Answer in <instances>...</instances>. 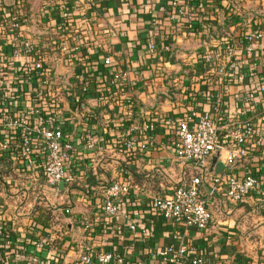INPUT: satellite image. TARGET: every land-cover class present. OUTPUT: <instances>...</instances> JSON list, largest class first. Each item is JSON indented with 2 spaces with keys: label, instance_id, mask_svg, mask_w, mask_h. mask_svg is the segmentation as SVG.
I'll use <instances>...</instances> for the list:
<instances>
[{
  "label": "built area",
  "instance_id": "built-area-1",
  "mask_svg": "<svg viewBox=\"0 0 264 264\" xmlns=\"http://www.w3.org/2000/svg\"><path fill=\"white\" fill-rule=\"evenodd\" d=\"M78 1L43 0L35 11L32 0H25L7 6L9 13L0 5V154L13 152L12 160L30 174L21 203L29 200L33 212L36 200L49 215L47 231L11 237L0 206V264H230L226 256L211 261L191 234L213 223L210 204L217 193L236 202L256 194L264 208V165L238 167L251 147L264 150V81L253 58L264 27L246 24L242 34L222 27L219 39L217 27L214 43L198 60L208 83L206 106L195 104L177 116L142 112L130 88L146 67L131 75L133 68L119 66L122 61L112 54L94 60V34L102 31L85 20L79 25ZM215 2L171 0V11L193 28L196 15ZM35 17L41 22L30 23ZM155 37L152 33L146 42L152 59L171 50L169 42L158 44ZM238 48L245 57L238 56ZM248 58L247 72L242 66ZM246 74L251 83L231 112L230 86L225 82L218 89V75L224 81ZM136 111L144 115L139 121ZM162 123L170 129L167 143L175 160L190 163V174L183 172L169 192L142 191L133 165L158 145ZM107 150L123 155L111 173L102 158ZM219 160L222 171H216ZM77 192L95 200L96 216H82L84 235L69 256L70 245L61 243L63 233L53 220L72 214Z\"/></svg>",
  "mask_w": 264,
  "mask_h": 264
},
{
  "label": "crops",
  "instance_id": "crops-1",
  "mask_svg": "<svg viewBox=\"0 0 264 264\" xmlns=\"http://www.w3.org/2000/svg\"><path fill=\"white\" fill-rule=\"evenodd\" d=\"M22 1L25 0H0V5L9 13L7 6ZM42 1L32 0V10L41 11ZM53 4L57 5L56 2ZM171 10V0H99L93 5L88 0L78 1L75 19L79 25H84L85 20L96 32L102 31V35L97 37L94 34L97 39L94 60L101 61L105 54H112L116 62L122 61L119 66L128 64L133 68L131 75L146 67L145 76L139 77L134 87L130 88L140 105L137 111L148 110L177 116L195 104L206 106L208 83L198 60L204 47L214 43L217 27L218 39L222 27L234 34H242L247 28L246 24L251 28L264 27V0H216L203 15H196L193 28L186 27L184 19L173 15ZM34 21L41 22L35 17L30 23ZM152 33L156 35L158 44L166 41L171 44L170 51L163 52L155 59L149 57L146 50V42ZM256 44L253 58L259 62L258 76L264 81V40H258ZM237 52L238 56L245 57L242 49L238 48ZM251 60L248 58L243 64L244 71L248 72L252 67ZM251 79L246 74L243 77H226L221 81L218 75V89L225 82L230 86L227 104L231 112L240 106L239 99ZM137 111L136 119L139 121L144 115H138ZM157 131L158 145L148 150L142 158L135 159L133 168L137 172L133 171V178L137 185L143 187L142 191L165 193L172 190L173 183L179 180L183 172L190 174L191 164L175 160L167 143L171 137L168 127L162 123ZM13 156L11 151L0 154V206L4 209L2 216L8 233L14 237L47 231L49 215L41 208V204L35 200L32 212L27 209L31 205L29 200L25 204L20 201L23 183L30 182V174L22 169L21 164L12 160ZM102 158L108 162L106 166L110 165L108 172L111 173L123 155L107 150ZM261 165H264V150L254 147L238 162L240 170H260ZM18 184L20 186L16 187ZM219 195L213 196L210 204L214 211L213 223L208 229L192 233L191 236L205 248L211 261L216 262L226 256L230 264H264V208L258 206V195L254 194L240 202L225 197L222 192ZM84 198L77 192L72 214H60L53 220L58 231L63 233L61 243L70 245L69 256L75 254L78 239L84 235L82 216H96L95 200ZM30 199L33 202V197ZM142 206L145 207V204ZM161 220L160 225H164V218ZM166 240H169L168 236H165Z\"/></svg>",
  "mask_w": 264,
  "mask_h": 264
},
{
  "label": "water",
  "instance_id": "water-1",
  "mask_svg": "<svg viewBox=\"0 0 264 264\" xmlns=\"http://www.w3.org/2000/svg\"><path fill=\"white\" fill-rule=\"evenodd\" d=\"M224 167V162L222 160H219L217 165H216V171H222ZM61 188L64 186V182L62 181L60 183Z\"/></svg>",
  "mask_w": 264,
  "mask_h": 264
},
{
  "label": "rangeland",
  "instance_id": "rangeland-1",
  "mask_svg": "<svg viewBox=\"0 0 264 264\" xmlns=\"http://www.w3.org/2000/svg\"><path fill=\"white\" fill-rule=\"evenodd\" d=\"M168 179H171L169 176L167 177Z\"/></svg>",
  "mask_w": 264,
  "mask_h": 264
},
{
  "label": "trees",
  "instance_id": "trees-1",
  "mask_svg": "<svg viewBox=\"0 0 264 264\" xmlns=\"http://www.w3.org/2000/svg\"><path fill=\"white\" fill-rule=\"evenodd\" d=\"M135 172H137V171H135Z\"/></svg>",
  "mask_w": 264,
  "mask_h": 264
}]
</instances>
